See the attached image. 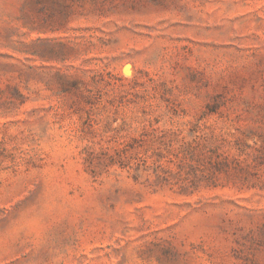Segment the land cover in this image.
Returning <instances> with one entry per match:
<instances>
[{
  "label": "rangeland",
  "instance_id": "1",
  "mask_svg": "<svg viewBox=\"0 0 264 264\" xmlns=\"http://www.w3.org/2000/svg\"><path fill=\"white\" fill-rule=\"evenodd\" d=\"M0 264H264V0H0Z\"/></svg>",
  "mask_w": 264,
  "mask_h": 264
}]
</instances>
